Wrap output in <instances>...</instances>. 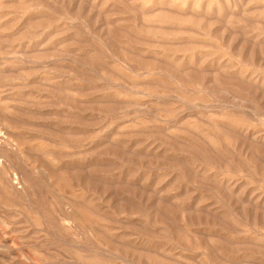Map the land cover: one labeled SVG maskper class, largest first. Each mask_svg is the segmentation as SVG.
<instances>
[{
  "label": "rangeland",
  "instance_id": "374dc122",
  "mask_svg": "<svg viewBox=\"0 0 264 264\" xmlns=\"http://www.w3.org/2000/svg\"><path fill=\"white\" fill-rule=\"evenodd\" d=\"M159 1L0 0V264H264V0Z\"/></svg>",
  "mask_w": 264,
  "mask_h": 264
},
{
  "label": "bare ground",
  "instance_id": "6f19581e",
  "mask_svg": "<svg viewBox=\"0 0 264 264\" xmlns=\"http://www.w3.org/2000/svg\"><path fill=\"white\" fill-rule=\"evenodd\" d=\"M154 1V0H153ZM159 1V0H158ZM160 2V1H159ZM169 2V1H168ZM158 3V2H157ZM164 2H162V4H163ZM161 4V3H160ZM200 4V3H199ZM163 6V5H162ZM157 8V7H156ZM161 23V22H160Z\"/></svg>",
  "mask_w": 264,
  "mask_h": 264
}]
</instances>
